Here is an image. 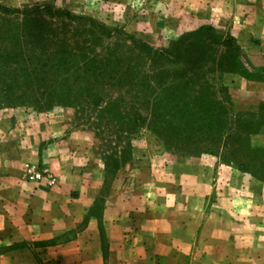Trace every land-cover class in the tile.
<instances>
[{"label":"rangeland","instance_id":"rangeland-1","mask_svg":"<svg viewBox=\"0 0 264 264\" xmlns=\"http://www.w3.org/2000/svg\"><path fill=\"white\" fill-rule=\"evenodd\" d=\"M0 6L9 10L0 11V22L18 25L38 18L60 31L65 25L84 31L99 24L114 36L113 46L120 43L124 48L167 49L186 34L212 28L224 39L233 38L253 73L264 76V0H0ZM68 44L75 47L73 42ZM167 69L181 67L169 65ZM206 70L209 101L215 111L191 116V129L185 131L163 119V130L157 131L150 112L134 97L121 95L126 99L119 102L122 117L110 122L93 107L48 104L34 92L8 95L5 70L0 69V130L4 135L14 132L18 140L35 135L39 141L47 127L84 135L75 136L74 141L88 145V173L96 170L102 178L92 209L100 215L114 205L122 217L113 232V215L103 216L104 258L112 242L121 250L128 243L134 245L118 254L125 260L111 255L112 264H237L219 261L227 252L220 233L225 226L220 222L212 221L210 231L198 237L201 216L191 214L197 208L233 219L235 225L232 230L228 226V234L240 247L232 253H245L256 238H264V81ZM143 71L152 73L148 68ZM198 90L195 86L191 101ZM134 113L146 118V123L136 124ZM35 171L45 173L37 181L47 178L48 187L58 184L54 173ZM49 177L55 179L52 186ZM203 179L210 184L204 196L197 190ZM131 208L137 212H130ZM140 209L149 211L144 215ZM204 253L212 259L197 260Z\"/></svg>","mask_w":264,"mask_h":264},{"label":"trees","instance_id":"trees-1","mask_svg":"<svg viewBox=\"0 0 264 264\" xmlns=\"http://www.w3.org/2000/svg\"><path fill=\"white\" fill-rule=\"evenodd\" d=\"M0 11L9 12L1 6ZM113 37L99 24L84 31L65 25L60 31L38 18H28L18 25L0 22V69L5 70V93L34 92L48 104L58 102L73 109L93 107L110 122L122 117L119 102L126 101L121 97L124 94L143 102L157 131L163 130L166 118L169 126L184 127L185 131L191 129V116H208L215 111L209 101L205 68L264 81V76L254 74L244 61L235 40L224 39L212 28L186 34L162 50L144 45L124 48L120 43L113 46ZM72 42L74 48L68 44ZM169 65L181 69L168 71ZM145 68L152 73H144ZM195 86L199 90L191 101ZM132 116L136 124L146 123L142 115Z\"/></svg>","mask_w":264,"mask_h":264},{"label":"crops","instance_id":"crops-1","mask_svg":"<svg viewBox=\"0 0 264 264\" xmlns=\"http://www.w3.org/2000/svg\"><path fill=\"white\" fill-rule=\"evenodd\" d=\"M47 128L39 141H35V135L18 140L14 132L8 136L0 130V264H112L111 255L125 260L118 254L132 248L134 245L130 243L121 250L112 242L109 256L104 258L103 216L113 215V232L122 217L114 205L100 215L92 209L100 194L102 178L96 170L88 173L85 158L88 145L74 141L75 136L84 138V135ZM61 136L66 139H59ZM2 149H8L9 153L3 154ZM28 168L54 173L58 184L48 187L47 178L29 180L25 176ZM209 186L208 179H203L197 183V190L204 196ZM111 200L119 201V197L111 196ZM197 210H191V214L201 216L198 237L210 231L212 221L225 226L220 233L227 252L220 255L219 261L264 264V238H256L245 253H232L234 247H240L228 234L235 225L233 219L204 207ZM132 211L137 212L135 208ZM148 211L140 209L139 213L146 215ZM157 212L165 214L162 208H157ZM211 259V254L204 253L197 260Z\"/></svg>","mask_w":264,"mask_h":264},{"label":"built area","instance_id":"built-area-1","mask_svg":"<svg viewBox=\"0 0 264 264\" xmlns=\"http://www.w3.org/2000/svg\"><path fill=\"white\" fill-rule=\"evenodd\" d=\"M44 174H45L44 172H42V171H35V169H28L25 172V176H27L29 178V180H32V181H37V180L41 179L44 176ZM49 178H50V180H49V186L54 185L55 179L54 178H51V177H49Z\"/></svg>","mask_w":264,"mask_h":264}]
</instances>
